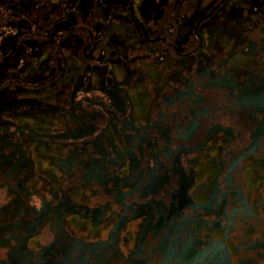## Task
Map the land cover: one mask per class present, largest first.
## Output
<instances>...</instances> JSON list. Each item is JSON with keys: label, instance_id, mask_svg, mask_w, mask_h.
<instances>
[{"label": "flooded vegetation", "instance_id": "obj_1", "mask_svg": "<svg viewBox=\"0 0 264 264\" xmlns=\"http://www.w3.org/2000/svg\"><path fill=\"white\" fill-rule=\"evenodd\" d=\"M237 52L242 61L228 64ZM239 114L245 127L223 120ZM99 119L95 138L110 149L77 138ZM110 126L117 139L103 136ZM46 135L73 146L50 158L30 146ZM217 138L214 176L197 199L198 165ZM38 157L56 159L58 174H38ZM248 167L262 171L255 188ZM88 191L93 204L81 201ZM145 191L164 210L166 250L153 264L264 263V0H0V264H117L97 252H118L125 225L147 220Z\"/></svg>", "mask_w": 264, "mask_h": 264}, {"label": "rangeland", "instance_id": "obj_2", "mask_svg": "<svg viewBox=\"0 0 264 264\" xmlns=\"http://www.w3.org/2000/svg\"><path fill=\"white\" fill-rule=\"evenodd\" d=\"M209 37H210V35H209ZM242 58H241V54H239L237 52V53H234L233 57L227 63L231 64V65L233 64V66H236L242 61ZM74 68L75 67H71L72 70L70 71L72 78L76 74V69H74ZM224 92L225 91H223L221 89L210 88L207 91V94L209 95V98H211V99H215L218 102H225L224 98H220V95L223 94ZM64 102L68 103V100L64 99ZM211 107L216 108L217 106L214 105ZM173 109H175V107H173L172 110ZM212 112H213V110H212ZM222 114H224V113H222ZM137 116L140 118V114H137ZM212 117H215V116H212ZM34 119H36V118H33V119L28 118L27 119V122L31 127L35 128V129L37 127L38 130H47V132H50V131L57 132V129L49 130L50 128L54 127L56 123L55 124L44 123L41 121H36ZM224 119H225V122H227V123L229 121H231L232 124H234L236 126L240 125L242 127H245L244 126L245 125L244 116H242L241 114H239L238 116H236L232 120H230V118H228L226 116H223V120ZM18 120H20V119H18ZM32 121H33V123H32ZM93 121L95 124H97V126L94 127L92 124H90V129H84L87 127V125L83 129L80 128L77 138H79L80 140H85L86 139L85 137L92 136L91 139L85 140L84 143L87 144L88 146H90L93 141H98L100 144L102 143V145L104 146V142H101L99 137L96 136L97 138H95V135H96L95 133H98V131L101 129L100 125L103 122L102 121L100 122V119H99V121H95V120H93ZM57 122L59 123L60 121H57ZM78 124H80L79 121L77 124L71 125L70 130L78 132V129L76 128L78 126ZM84 125L85 124H83V126ZM208 125L209 124H206V126H208ZM247 129H249V128H247ZM247 129L244 128V133ZM60 130H58V131H60ZM90 131H92V132L90 134H88L87 132H90ZM61 132H64V129H62ZM104 132H105L103 135L104 137H106L107 132H109V134L107 136L113 137L114 139H117L116 137H118L117 131L112 126H110L108 130H104ZM57 134H59V133H57ZM72 138H74V136H72ZM219 138H221V137H219ZM57 140H59V141L55 142ZM60 140H62V136H60V135H56L55 137H53L51 135H46L43 138L42 143L38 142L39 143L38 146H36L34 142H31L30 146L33 148L38 147V148H40L39 150L41 152H43V154L47 153L50 155V158L51 157L55 158L54 155H56V154L67 155L69 150L73 146V144H68L66 147H60ZM108 141L111 142L110 139L109 140L107 139L105 141L104 147L107 148L106 146H108V148L110 149V148H112V146L110 145V143H108ZM163 141H164V138L160 136L159 142L164 143ZM125 142H126V140H125ZM218 142H219L218 138L215 140L213 139V141H211V147L213 149L211 151L207 152L206 156L203 157V159L199 162L198 166H199V171H200V178H199V181L194 186V188L192 189V192L195 193V196L197 199H200V198L204 199L205 190L209 187L210 180L214 176L215 169H214L213 164H212V160H213L212 156L217 153L214 146L216 144H218ZM97 145H98V143L95 144V146H97ZM126 145L130 146L128 141L126 142ZM92 148H94L93 144H92ZM211 154H213V155H211ZM50 158L49 157H47V158L38 157L37 158V160H38V165H37L38 174H47L49 176H52L53 174H54L53 176H56L58 174V172L56 171L57 168L53 165L54 162H56V159L52 160ZM101 158H103V157H101ZM121 159L123 161H122L121 166L119 168H122L121 172L124 174L128 170L130 160L128 159L127 155H122ZM78 166H81V164ZM94 166H95V168H97L98 164H95ZM255 168H259V166L255 167ZM248 170H249V172H247V170L245 171L246 177L248 176V174H250L248 177H250V176L254 177V180L250 179V184L253 188H255L260 183V181H258V179H259V177L261 178L262 171L255 172V175H254V174H251L253 169H249V167H248ZM55 171H56V173H55ZM78 171H81V169H79ZM99 173H100V164H99V169L96 172V174L98 175ZM86 175H88V174H85L84 176H86ZM77 177H78V180H76V182L80 183L82 181V178H81V176H77ZM159 180L165 181L166 176H164V178L162 179V175H159L157 177V184L159 183ZM60 185H61V182L58 185V187H60ZM126 187L127 186H124V188H126ZM79 189H81V188H78L75 190L77 191ZM145 192L143 195H145V197L148 201L154 200L153 202H151V204H148L146 201H144L140 205L141 215L147 217V220L144 221L143 217L137 218V219H134L133 221H131V223L129 225H127V224L125 225V230L127 228V232H128L127 234L129 236V239H128L127 235L123 236L124 233L122 234V232L125 231L124 225H123V227L120 229L122 231L119 230V232H118V236H120L122 234L123 237H125V236L127 237L128 241L127 242L122 241V238L118 240V242L116 243V245H118V247L120 248L118 252L114 248H112V246L109 247V245L106 246L107 247L106 251L103 250L104 247L100 248V250L97 252L98 257H100V256L104 257L105 256L106 259L110 258V260H112V258H113L116 262H118L117 264H120V263L121 264H153V263H156L157 260L159 261V259L164 255L166 247H165V244H163V237L161 238L162 239L161 240L157 234L158 230L160 229V228L158 229V227L160 226L162 218L164 217V214H163L164 210H162L159 214H158V212L156 213L155 207L157 206L158 202L156 201L155 198L150 199L152 196V193H150L149 191L146 193ZM78 195H82V192L76 193L74 195V197H79ZM93 198H94L93 194H90L88 191L86 193V196L84 198H82L81 201L87 202L89 204H93L94 203L93 202L94 200H92ZM177 204H179V203H177V202L175 204L169 203L168 211H169V209H171V211H169V212H172V209ZM135 208L137 209L138 207L136 206ZM150 209H151V211H150ZM107 210H109V211H106L104 213L106 216L111 214L112 211H115V205L109 207ZM153 210H154V216H150ZM127 211L131 213L134 210L131 208H128ZM69 218L72 221L74 226L79 225V220L77 219L76 216L70 215ZM174 221L175 222L170 227H171V232L175 233L176 231L181 230V227H183V224H180V222L177 219H174ZM75 228H77V227H75ZM85 228H86V225L83 227L77 228V230L82 231V232L89 230L88 227L86 229ZM93 228H95V227H93ZM154 229H155V232L153 231ZM91 230H93V229H91ZM99 230H100L99 234H102V233L105 234L106 233V229L105 230L99 229ZM220 232L221 231H217L218 234H220ZM143 236L145 239L147 238L146 243L144 241V244H142V242H143L142 237ZM169 241L171 243H173L171 245L172 247L176 246V243L171 241V237L166 238L165 242L168 243ZM200 242H201V239H200ZM138 247L139 248L142 247V251H141V248L138 251ZM238 254L240 255L241 253L240 252L236 253L235 256H237ZM248 261L251 262L250 260H248ZM219 264H220V262H219ZM239 264H246V263H244L243 261H240ZM261 264H264V263L261 262Z\"/></svg>", "mask_w": 264, "mask_h": 264}, {"label": "clouds", "instance_id": "obj_3", "mask_svg": "<svg viewBox=\"0 0 264 264\" xmlns=\"http://www.w3.org/2000/svg\"><path fill=\"white\" fill-rule=\"evenodd\" d=\"M5 15H7V13H5ZM7 31H12V29H7Z\"/></svg>", "mask_w": 264, "mask_h": 264}]
</instances>
